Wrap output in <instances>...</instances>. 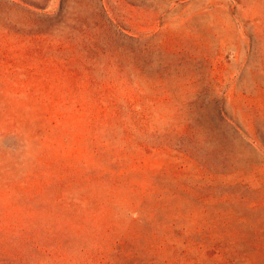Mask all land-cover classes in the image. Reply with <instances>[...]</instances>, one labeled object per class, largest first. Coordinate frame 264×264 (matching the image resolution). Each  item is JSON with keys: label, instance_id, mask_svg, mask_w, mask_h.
<instances>
[{"label": "rangeland", "instance_id": "rangeland-1", "mask_svg": "<svg viewBox=\"0 0 264 264\" xmlns=\"http://www.w3.org/2000/svg\"><path fill=\"white\" fill-rule=\"evenodd\" d=\"M0 264H264V0H0Z\"/></svg>", "mask_w": 264, "mask_h": 264}]
</instances>
